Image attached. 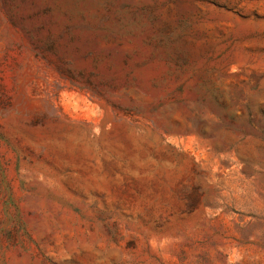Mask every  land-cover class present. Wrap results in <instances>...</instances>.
I'll list each match as a JSON object with an SVG mask.
<instances>
[{
    "label": "rangeland",
    "instance_id": "374dc122",
    "mask_svg": "<svg viewBox=\"0 0 264 264\" xmlns=\"http://www.w3.org/2000/svg\"><path fill=\"white\" fill-rule=\"evenodd\" d=\"M0 264H264V0H0Z\"/></svg>",
    "mask_w": 264,
    "mask_h": 264
}]
</instances>
